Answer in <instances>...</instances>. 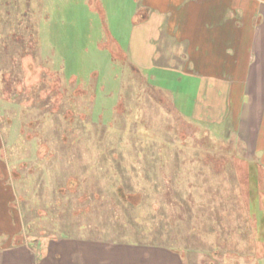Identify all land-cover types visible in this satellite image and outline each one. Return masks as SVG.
<instances>
[{"label":"rangeland","instance_id":"1","mask_svg":"<svg viewBox=\"0 0 264 264\" xmlns=\"http://www.w3.org/2000/svg\"><path fill=\"white\" fill-rule=\"evenodd\" d=\"M139 7L0 0V264H264V164L132 62Z\"/></svg>","mask_w":264,"mask_h":264},{"label":"crops","instance_id":"2","mask_svg":"<svg viewBox=\"0 0 264 264\" xmlns=\"http://www.w3.org/2000/svg\"><path fill=\"white\" fill-rule=\"evenodd\" d=\"M140 1L135 14L146 17L130 32V46L134 35L140 41L132 62L154 68L165 40L162 56L178 57L177 71L196 82L192 120L242 135L264 164V0Z\"/></svg>","mask_w":264,"mask_h":264}]
</instances>
